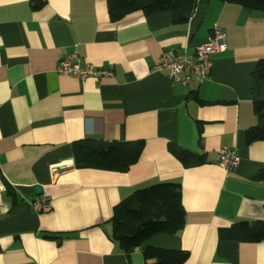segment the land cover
Here are the masks:
<instances>
[{
    "label": "crops",
    "instance_id": "1",
    "mask_svg": "<svg viewBox=\"0 0 264 264\" xmlns=\"http://www.w3.org/2000/svg\"><path fill=\"white\" fill-rule=\"evenodd\" d=\"M32 1L0 0V264H153L147 245L187 251L183 264H264V239L221 235L238 221H264V178L255 177L264 141H246L258 124L252 73L264 58V11L197 0L186 22L141 10L113 21L108 0ZM216 25L227 50L213 55L207 80L185 85L152 71L168 49L194 53ZM75 47L82 63L113 75L82 82L59 73ZM84 138L145 147L127 171L78 166L73 145ZM223 147L237 150L236 168L218 164ZM183 148L205 162L184 164ZM163 181L182 185L184 228L125 251L112 236L114 207ZM44 196L52 209L36 212L32 202Z\"/></svg>",
    "mask_w": 264,
    "mask_h": 264
},
{
    "label": "trees",
    "instance_id": "2",
    "mask_svg": "<svg viewBox=\"0 0 264 264\" xmlns=\"http://www.w3.org/2000/svg\"><path fill=\"white\" fill-rule=\"evenodd\" d=\"M240 4L250 10L264 11V0H226ZM197 0H108V10L113 21L129 13L143 11L147 15L170 11L176 22H186L195 9ZM33 8H40L44 0H33ZM253 103L258 124L246 133L248 144L264 141V58L257 61L252 73ZM75 163L78 166L98 167L116 171H127L135 164L145 147L144 140L104 142L95 138H84L74 143ZM176 156L186 165L205 162L203 155L188 149H180ZM256 178H264V169ZM112 236L127 252L140 247L154 234H175L186 224V210L182 201V185L175 181H163L135 189L120 201L113 210ZM221 235L243 241L264 239V221H238L223 228ZM49 238L56 236L48 234ZM147 260L153 264H183L189 257L184 250L167 249L147 245L143 250Z\"/></svg>",
    "mask_w": 264,
    "mask_h": 264
},
{
    "label": "built area",
    "instance_id": "3",
    "mask_svg": "<svg viewBox=\"0 0 264 264\" xmlns=\"http://www.w3.org/2000/svg\"><path fill=\"white\" fill-rule=\"evenodd\" d=\"M227 50L225 29L216 25L206 41L199 44L194 53L186 50L171 48L163 52L154 64L153 72H167L170 79L185 85L192 82H203L208 79L212 66L213 55ZM59 73L72 75L85 82L89 77H110L113 72L109 69L82 63L78 50L75 49L65 55L57 66ZM218 164L225 170H232L240 163V156L236 149L223 147L219 150ZM0 174V207L3 205L2 194L7 190V181ZM36 212L43 213L52 209L49 197H42L32 202Z\"/></svg>",
    "mask_w": 264,
    "mask_h": 264
},
{
    "label": "water",
    "instance_id": "4",
    "mask_svg": "<svg viewBox=\"0 0 264 264\" xmlns=\"http://www.w3.org/2000/svg\"><path fill=\"white\" fill-rule=\"evenodd\" d=\"M36 191H37V193H41L42 192V188L40 186H37L36 187Z\"/></svg>",
    "mask_w": 264,
    "mask_h": 264
}]
</instances>
